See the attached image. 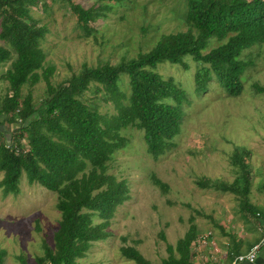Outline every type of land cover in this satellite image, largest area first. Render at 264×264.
<instances>
[{
  "label": "trees",
  "instance_id": "16d2710c",
  "mask_svg": "<svg viewBox=\"0 0 264 264\" xmlns=\"http://www.w3.org/2000/svg\"><path fill=\"white\" fill-rule=\"evenodd\" d=\"M52 1L0 0V40L7 45H0V64L9 62L0 73V80L7 84L0 95V189L3 196H16L25 177L28 185L55 193L60 217L53 244L42 242L43 253L35 257L34 264H80L93 243L110 236L107 229L117 208L129 199L125 179L108 172L114 153L127 146L121 130L140 129L146 152L154 158L174 146L187 95L172 78H163L157 66L168 62L187 70L185 57H189L198 64L193 73L196 94L205 92L215 78L227 95H239L243 89L240 77L253 64L240 55L264 44V0H187L185 31L162 33L147 51L113 64L83 63L77 73L58 84L51 82L55 66L46 63L41 47L47 29L30 14L32 7L47 8ZM59 1L67 2L87 35L92 31L90 24L109 8ZM213 38L220 43L207 50ZM123 76L128 92L120 86ZM40 81L45 84L46 97L35 103L31 87ZM24 86L28 90L22 95ZM254 89L264 93V85L254 84ZM89 90L111 103L114 113H101L97 103L85 99ZM4 124L9 130L3 129ZM244 156H248L244 149L232 155L239 173L231 183L200 179L196 184L237 194L239 212L255 217ZM153 183L163 191L168 188L156 177ZM188 221V229L175 245L166 244L167 256L160 264H192L191 248L198 234L192 215ZM159 236L164 239L163 232ZM235 251L228 250L230 259ZM120 254L136 264H153L134 246H121ZM4 256L5 250L0 249V264Z\"/></svg>",
  "mask_w": 264,
  "mask_h": 264
},
{
  "label": "rangeland",
  "instance_id": "374dc122",
  "mask_svg": "<svg viewBox=\"0 0 264 264\" xmlns=\"http://www.w3.org/2000/svg\"><path fill=\"white\" fill-rule=\"evenodd\" d=\"M73 2L83 7L109 8L90 24L92 31L88 35L78 26L65 1H52L47 8L38 4L30 11L38 25L47 29L41 47L46 63L55 66L53 84L77 73L83 63L113 64L122 57L147 51L162 33L187 29V0ZM219 43L210 39L207 50ZM0 45L7 47L3 40ZM240 58L251 59L253 64L241 75L243 89L237 96L227 95L215 78L205 92L196 94L193 73L198 64L189 57H185L187 70L168 62L157 66L156 71L163 78H172L187 95L180 130L172 140L174 146L154 158L146 152L140 129L130 126L121 130L127 146L114 153L108 172L125 179L129 199L117 208L107 229L110 236L93 243L80 264H136L120 254L123 245L136 247L153 264H160L167 256L166 244L175 245L183 236L191 215L198 234L195 247L201 240L206 249V241L218 233L217 225L226 218L228 210L236 214L239 197L232 192L201 189L196 181L231 183L239 173L232 159L236 151H248V156H244L250 175L248 194L264 201V93L254 89V84L264 85V44L242 51ZM8 65L9 62L0 64V73ZM6 86L0 80V95ZM120 86L128 92L125 76ZM27 90L24 86L22 95ZM31 91L35 103L46 97L43 81L31 87ZM84 98L97 103L101 113H114L111 103L95 97L90 90ZM153 177L167 184V190L154 185ZM55 203V193L37 184L28 185L25 177L16 196H3L0 189V249L5 250L2 264H34L35 257L43 253L42 242L52 246V234L60 217ZM94 222L99 219L94 217ZM160 231L164 239L160 238Z\"/></svg>",
  "mask_w": 264,
  "mask_h": 264
},
{
  "label": "crops",
  "instance_id": "0c3cea01",
  "mask_svg": "<svg viewBox=\"0 0 264 264\" xmlns=\"http://www.w3.org/2000/svg\"><path fill=\"white\" fill-rule=\"evenodd\" d=\"M3 129L9 130L8 125L4 124ZM248 195L250 204L255 207L256 216H245L246 214L240 213L238 205L236 214H232L228 210L226 218L222 219L219 226H217L219 228L218 233L212 234L210 239L206 241V249H204L201 240L200 245L198 244L197 247H195L197 241L192 244V264H228L230 261L228 257L229 249L236 250L233 252L234 254L246 252L262 237L264 201L257 200L255 196L251 197L250 194ZM240 264H264V243L253 263L242 262Z\"/></svg>",
  "mask_w": 264,
  "mask_h": 264
},
{
  "label": "built area",
  "instance_id": "2783aa9c",
  "mask_svg": "<svg viewBox=\"0 0 264 264\" xmlns=\"http://www.w3.org/2000/svg\"><path fill=\"white\" fill-rule=\"evenodd\" d=\"M264 243V228L262 237L254 243L246 252L233 255L228 264H240L242 262L253 263Z\"/></svg>",
  "mask_w": 264,
  "mask_h": 264
}]
</instances>
